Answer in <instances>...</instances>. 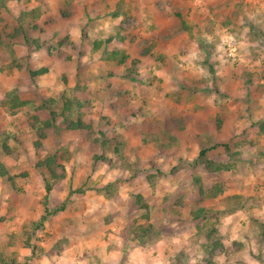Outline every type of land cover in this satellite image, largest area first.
I'll use <instances>...</instances> for the list:
<instances>
[{
  "label": "rangeland",
  "instance_id": "obj_1",
  "mask_svg": "<svg viewBox=\"0 0 264 264\" xmlns=\"http://www.w3.org/2000/svg\"><path fill=\"white\" fill-rule=\"evenodd\" d=\"M224 35L238 41L239 61L223 57ZM12 82L27 90L25 104L6 97ZM42 95L57 114L71 101L68 121L93 130H69L58 115L59 132L39 140ZM263 123L264 0H0V255L94 264L72 257L68 239L53 242L68 211L102 225L113 264H206L203 219L190 214L203 206L223 237L212 264H264V133L251 129ZM208 140L216 158L228 144L232 166L217 176L222 193L196 202L192 164Z\"/></svg>",
  "mask_w": 264,
  "mask_h": 264
},
{
  "label": "trees",
  "instance_id": "obj_2",
  "mask_svg": "<svg viewBox=\"0 0 264 264\" xmlns=\"http://www.w3.org/2000/svg\"><path fill=\"white\" fill-rule=\"evenodd\" d=\"M35 73H33L34 75ZM10 82V81H9ZM11 88L6 89L5 95L6 97L12 98L13 100H16L19 102L20 105L25 104V97L22 95L24 92L27 94V90L21 89V87L15 83L12 82ZM40 98V104L34 108V118L36 119L38 123L37 132L39 136V140H44L46 136V132L55 131L56 133L59 132L60 128L55 127L58 123V115L62 119V122L67 124V127L69 130H85V131H92L93 130V122L89 120L88 123H85L83 120L78 119L77 121H68L67 119V112L70 111V107L72 102L68 99H65L63 97L62 99V105H63V111L55 112L53 110V107L55 105H58L53 98H51L48 95H42ZM2 100V98H1ZM27 100V99H26ZM251 129L253 132L257 134H263L264 133V123L258 125L257 127L251 126ZM100 135H103L102 132H100ZM242 135L246 136V140L249 142L250 145H253L254 140L252 139V134L247 133L246 131H243ZM148 137V136H147ZM149 141L146 137L142 138L143 144L152 143L155 146H170L175 143L174 140H170L167 145L164 142H161L157 139V137H154L150 139ZM223 149L220 151V154L218 158L210 156L211 152L216 151L217 146L211 145V141L208 140L204 143H199L197 156L195 157L192 166L200 168V173L197 175H192V188L193 191L189 194V199L196 202H202L203 197H208L215 199L218 195L222 193V185L221 182H218V175L225 176L231 171L232 166V157L233 155L229 152V146L228 144L222 145ZM114 150L118 152V148L115 147ZM54 164L52 159H48L44 162V165L49 167V165ZM53 180H58L62 177V173H56L52 170H49ZM202 172V174H201ZM204 178L208 179L211 184L209 185V188H205L204 186ZM50 183L46 184L45 186V200L48 198L49 191L51 190ZM206 194V195H205ZM67 203H61L59 207L54 209L53 211H48L46 215L44 214L43 217H41L39 224H41L42 221L46 220L48 216L55 215L58 212H61L65 209ZM134 205L140 209L147 210L148 206L145 204L144 200L142 199L141 195H137L135 197ZM45 210V209H44ZM46 211V210H45ZM204 207H197L195 210L190 211L191 217L196 221L203 219L202 223H199L196 225L197 228V236H201L204 234L205 241L202 243V246L204 248V252L207 254V258L204 259L206 264H212V260L215 258L216 251L219 249V247L222 246V236L219 234V231L216 230V225L208 221L206 218H204ZM30 238L27 237L24 239L23 244L25 248H31L29 245ZM33 250V249H32ZM29 259V257H28ZM9 260H4L2 256L0 255V264H8ZM10 263L16 264L15 261H10Z\"/></svg>",
  "mask_w": 264,
  "mask_h": 264
},
{
  "label": "crops",
  "instance_id": "obj_3",
  "mask_svg": "<svg viewBox=\"0 0 264 264\" xmlns=\"http://www.w3.org/2000/svg\"><path fill=\"white\" fill-rule=\"evenodd\" d=\"M28 214H29V212L23 214L24 218H22L21 225L23 223H27L28 221L32 220L31 218H27ZM82 219H81V213L76 212L74 215H72V213H70V212L68 213V211L66 213H64L62 218H61L62 222L60 221L58 227L62 230V233H65V236H63V235H61L59 237L53 236V242L56 243L58 240H60L62 238L68 239V244L70 247L68 249V251L73 253L71 255L72 257L77 256V261L79 259L85 260L86 257H91V258H87V259L94 261V264H105L103 262H106V261L109 264H113L114 260L116 259V254L118 251V250L114 251V249H115L114 240L112 241L111 248L109 249V250L112 249V251H101L103 249L100 250L99 243H100L101 239H103V240L105 239L104 238V234H105L104 230H103V228H101L102 225L96 227V229H95L94 225H90L91 222L88 221V219H86L84 217ZM66 224L69 226L71 224L73 225V227L71 228V230H72L71 237L67 236L68 234H70L68 232L70 227L69 226L64 227V225H66ZM91 228H92V231L95 230V232H93L92 235H89L87 237V232L91 231ZM101 231H103V232L100 233ZM107 239L109 240V238H107ZM9 250H10L9 252L14 253V251H11V249H9ZM23 250L25 252L27 251V249H23ZM117 258H118V261H120L122 257H121V255H119ZM29 263L34 264L35 262L29 261Z\"/></svg>",
  "mask_w": 264,
  "mask_h": 264
},
{
  "label": "built area",
  "instance_id": "obj_4",
  "mask_svg": "<svg viewBox=\"0 0 264 264\" xmlns=\"http://www.w3.org/2000/svg\"><path fill=\"white\" fill-rule=\"evenodd\" d=\"M225 59L227 61L235 62L239 61V43L238 41L232 39L228 35L223 36V42L221 45Z\"/></svg>",
  "mask_w": 264,
  "mask_h": 264
}]
</instances>
